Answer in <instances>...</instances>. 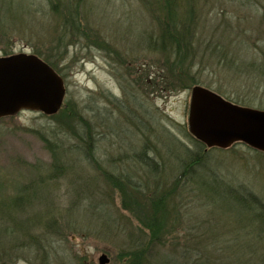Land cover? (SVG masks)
<instances>
[{
	"label": "rangeland",
	"instance_id": "obj_1",
	"mask_svg": "<svg viewBox=\"0 0 264 264\" xmlns=\"http://www.w3.org/2000/svg\"><path fill=\"white\" fill-rule=\"evenodd\" d=\"M176 1L194 31L180 64L160 49L157 0H0V56L38 51L65 87L54 114L0 118V264H99L103 253L132 264L142 246L153 264H230L232 242L250 236L228 189L264 203V152L200 148L187 125L194 85L169 83L192 75L264 110V0ZM70 9L79 26L66 31Z\"/></svg>",
	"mask_w": 264,
	"mask_h": 264
},
{
	"label": "water",
	"instance_id": "obj_2",
	"mask_svg": "<svg viewBox=\"0 0 264 264\" xmlns=\"http://www.w3.org/2000/svg\"><path fill=\"white\" fill-rule=\"evenodd\" d=\"M65 94L61 76L34 53L0 56V118L21 110L51 115ZM187 125L206 147L227 148L241 142L264 152V110L233 103L207 87L190 90ZM106 254L99 264L108 262Z\"/></svg>",
	"mask_w": 264,
	"mask_h": 264
},
{
	"label": "trees",
	"instance_id": "obj_3",
	"mask_svg": "<svg viewBox=\"0 0 264 264\" xmlns=\"http://www.w3.org/2000/svg\"><path fill=\"white\" fill-rule=\"evenodd\" d=\"M56 0H53L55 2ZM158 8L160 10L165 11V16L161 19V28L159 32V39L161 43L160 49L166 52H169L174 55V60L171 64H180L187 58L186 49L187 45L190 42L189 35H191L194 31L190 28V21L187 15L186 17H179L178 7L176 0H157ZM57 4V3H56ZM72 9H70L71 11ZM75 9H73V12ZM57 14L64 12L63 8L60 10H56ZM191 14L190 11H188ZM70 16L69 19H66V23L63 22L66 31L72 30V28L77 29L78 22L72 17V11L67 12ZM185 18V19H182ZM34 54L42 58L45 62H47L50 66L52 65L51 60L47 57L43 56L38 51H34ZM53 66V65H52ZM54 67V66H53ZM195 77L189 75L185 80L177 79V81H170V86L175 87L177 85L183 84L184 87H189L191 85H195ZM53 116V115H52ZM194 141L200 148L205 147V145L198 139L192 136ZM51 154L54 162H58L61 157V152L56 149H51ZM190 164V163H188ZM187 169L188 168L187 165ZM189 172V170L187 171ZM229 195L233 198L234 202L238 203L239 206L243 207L245 211L250 214V225L247 230L248 235L242 236L243 239H236L232 242L231 252L233 260L230 264H264V203L256 199L255 197L249 196H241L239 192H234L231 188L228 189ZM240 195V196H239ZM0 196V224L6 223V214L7 205L5 201ZM152 221H154V217H152ZM156 224L159 226L158 221L156 220ZM256 228V233L255 232ZM150 235L152 239L156 238L158 235L157 229L150 227ZM160 237L155 241L159 242ZM228 248V242H225L219 246V250L222 252ZM130 260L132 264H153L150 261L149 257L146 255L145 248L138 247L136 248L130 255ZM200 254H196L192 256L189 254L187 257H184L183 264H203L202 261H198ZM220 264H226L222 260H219Z\"/></svg>",
	"mask_w": 264,
	"mask_h": 264
}]
</instances>
